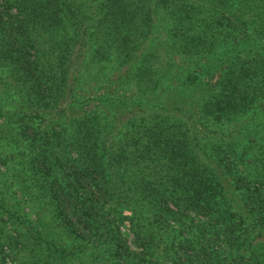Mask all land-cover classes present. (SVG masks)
Wrapping results in <instances>:
<instances>
[{
    "label": "trees",
    "instance_id": "16d2710c",
    "mask_svg": "<svg viewBox=\"0 0 264 264\" xmlns=\"http://www.w3.org/2000/svg\"><path fill=\"white\" fill-rule=\"evenodd\" d=\"M7 256L264 264V0H0Z\"/></svg>",
    "mask_w": 264,
    "mask_h": 264
},
{
    "label": "rangeland",
    "instance_id": "374dc122",
    "mask_svg": "<svg viewBox=\"0 0 264 264\" xmlns=\"http://www.w3.org/2000/svg\"><path fill=\"white\" fill-rule=\"evenodd\" d=\"M123 213L125 214V215H129L130 214V211L128 210V209H124L123 210ZM128 225H129V222H128V220L127 219H124L123 220V222H122V224L120 225V229H121V231L123 232V234H124V236H125V238H126V242L130 245V247H131V249L132 250H134V245H133V243L131 242V232L128 230L129 228H128ZM95 252V251H94ZM83 256V255H82ZM85 256V255H84ZM83 256V257H84ZM5 264H10L9 262H11V260H10V257L9 256H7L6 257V259H5Z\"/></svg>",
    "mask_w": 264,
    "mask_h": 264
}]
</instances>
